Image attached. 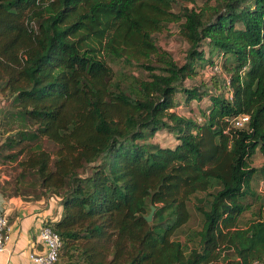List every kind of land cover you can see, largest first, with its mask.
Instances as JSON below:
<instances>
[{"label":"trees","instance_id":"16d2710c","mask_svg":"<svg viewBox=\"0 0 264 264\" xmlns=\"http://www.w3.org/2000/svg\"><path fill=\"white\" fill-rule=\"evenodd\" d=\"M186 1L0 0V96L21 122L0 143L35 140L17 175L60 206L42 221L60 239L53 264H264V198L239 220L264 179V0ZM170 21L180 63L153 38ZM214 65L220 94L182 84ZM180 90L184 104L207 97L198 116L175 109ZM159 128L173 145L149 139ZM188 204L198 222L184 230Z\"/></svg>","mask_w":264,"mask_h":264},{"label":"rangeland","instance_id":"374dc122","mask_svg":"<svg viewBox=\"0 0 264 264\" xmlns=\"http://www.w3.org/2000/svg\"><path fill=\"white\" fill-rule=\"evenodd\" d=\"M204 0H194L193 4L198 5L201 4ZM173 7L172 10L176 11L177 7L180 4H184L187 6L192 5L191 2L186 0H173ZM153 38L155 43L167 50L171 57L177 62L180 63L183 61V56L185 53V49L187 47V43L182 38V35L179 33V21H170L165 23L162 28L158 31H155L153 33ZM202 48L205 50L206 47L202 46ZM207 54L205 53V56ZM116 68L117 66L114 65ZM134 73L137 72L136 69L133 71ZM226 77L225 73L220 71V69L208 67H203L199 73L192 78H186L182 82L184 86H189L191 84H199L203 83L207 85V89L210 92H214L215 94H220L219 90H216L212 87L211 80L216 79V81H223ZM174 101H177L176 110L189 117H196L200 114V109L203 108L207 103L208 99L204 95L201 97L200 100L192 99L187 104H184V98L183 94L180 91H177L174 93ZM7 100H5L2 96H0V142L2 139H6L9 136H15L13 133L17 128L21 126V122L18 118H15L11 116L9 110L10 107L6 104ZM27 129V128H26ZM151 141L156 142L159 145H173L175 142L174 134L167 130L166 128H159L157 129L152 136L149 138ZM35 140H28L23 139L19 142H14L9 147H3V144L0 143V176L3 181L4 189L11 194H22L24 197H27L26 195H32L39 193L40 187L38 184V181L36 177L30 173L25 172L22 175H17L19 168L17 166L16 160L18 158H21L23 156V149L25 144L31 143ZM43 146L46 148H50L51 144L48 141H44L42 143ZM16 154V158H6L4 157L5 154ZM262 155L261 153L256 149L251 154V156L248 159L249 165L253 167H258L262 162ZM264 178V177H263ZM260 180H262V176H260L257 172L252 175V178L250 180L251 189L253 193L245 195L244 199L247 200L250 204V207L248 210L243 211L240 215V223H245L247 219L251 216V212L255 210V207L258 204L257 200L258 198H264V181L260 183ZM264 180V179H263ZM254 192L257 194L258 198H255ZM189 206V213L190 217L187 221V224L184 225L185 227H195V225L198 222V217L193 211V208L190 204ZM186 230V228L184 229ZM181 237V235H179Z\"/></svg>","mask_w":264,"mask_h":264},{"label":"crops","instance_id":"0c3cea01","mask_svg":"<svg viewBox=\"0 0 264 264\" xmlns=\"http://www.w3.org/2000/svg\"><path fill=\"white\" fill-rule=\"evenodd\" d=\"M59 215L60 206L56 198L8 193L0 176V216L6 222L0 264H23L28 262L29 252L42 251L38 227L44 219L53 220Z\"/></svg>","mask_w":264,"mask_h":264},{"label":"built area","instance_id":"2783aa9c","mask_svg":"<svg viewBox=\"0 0 264 264\" xmlns=\"http://www.w3.org/2000/svg\"><path fill=\"white\" fill-rule=\"evenodd\" d=\"M213 68H216L214 65ZM247 121V114H238L231 118L233 126H241ZM264 180H260L262 183ZM6 226L5 219L0 216V250L2 249V240L4 238L3 229ZM38 237L43 245V250L39 252H29L28 262L23 264H53L56 259L60 239L58 234L45 222H41L38 227ZM201 264V263H198ZM250 264H260L257 260H253Z\"/></svg>","mask_w":264,"mask_h":264},{"label":"water","instance_id":"95a60500","mask_svg":"<svg viewBox=\"0 0 264 264\" xmlns=\"http://www.w3.org/2000/svg\"><path fill=\"white\" fill-rule=\"evenodd\" d=\"M153 209H154V206L152 204H150L148 213L144 215V219L146 221H149L151 219Z\"/></svg>","mask_w":264,"mask_h":264}]
</instances>
